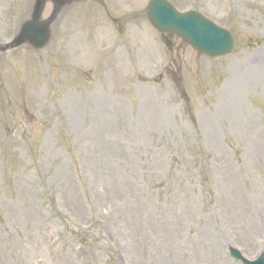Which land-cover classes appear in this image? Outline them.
<instances>
[{"label": "rangeland", "instance_id": "obj_1", "mask_svg": "<svg viewBox=\"0 0 264 264\" xmlns=\"http://www.w3.org/2000/svg\"><path fill=\"white\" fill-rule=\"evenodd\" d=\"M149 1L75 0L44 50L0 51V264L264 253V0H168L231 32L217 59ZM33 3L0 0V49Z\"/></svg>", "mask_w": 264, "mask_h": 264}, {"label": "water", "instance_id": "obj_2", "mask_svg": "<svg viewBox=\"0 0 264 264\" xmlns=\"http://www.w3.org/2000/svg\"><path fill=\"white\" fill-rule=\"evenodd\" d=\"M73 1L36 0L29 20L22 25L13 42L1 48L0 51L5 52L23 45L31 46L35 50L44 49L51 39L53 25L58 15ZM48 3L53 5L55 11L50 18L44 19L43 13ZM146 14L158 31L176 34L204 55L219 57L232 52L234 42L231 34L195 11L182 14L166 0H152ZM230 251L234 258L241 260L244 264H264V254L256 261H248L238 250Z\"/></svg>", "mask_w": 264, "mask_h": 264}]
</instances>
